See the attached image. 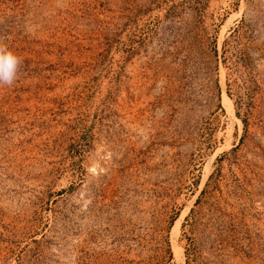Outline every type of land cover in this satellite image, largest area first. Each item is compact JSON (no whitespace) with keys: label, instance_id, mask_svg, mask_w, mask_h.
Returning <instances> with one entry per match:
<instances>
[{"label":"rangeland","instance_id":"obj_1","mask_svg":"<svg viewBox=\"0 0 264 264\" xmlns=\"http://www.w3.org/2000/svg\"><path fill=\"white\" fill-rule=\"evenodd\" d=\"M0 264H264V0H0Z\"/></svg>","mask_w":264,"mask_h":264},{"label":"clouds","instance_id":"obj_2","mask_svg":"<svg viewBox=\"0 0 264 264\" xmlns=\"http://www.w3.org/2000/svg\"><path fill=\"white\" fill-rule=\"evenodd\" d=\"M21 58L0 44V86H12L17 79Z\"/></svg>","mask_w":264,"mask_h":264}]
</instances>
